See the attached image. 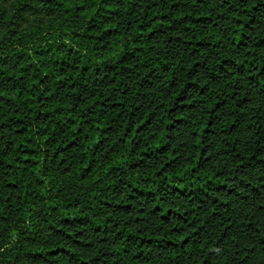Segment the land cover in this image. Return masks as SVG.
Returning <instances> with one entry per match:
<instances>
[{"label":"trees","instance_id":"obj_1","mask_svg":"<svg viewBox=\"0 0 264 264\" xmlns=\"http://www.w3.org/2000/svg\"><path fill=\"white\" fill-rule=\"evenodd\" d=\"M0 264H264V0H0Z\"/></svg>","mask_w":264,"mask_h":264}]
</instances>
